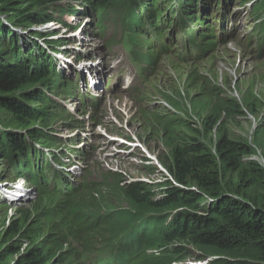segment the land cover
I'll return each mask as SVG.
<instances>
[{"label": "trees", "instance_id": "trees-1", "mask_svg": "<svg viewBox=\"0 0 264 264\" xmlns=\"http://www.w3.org/2000/svg\"><path fill=\"white\" fill-rule=\"evenodd\" d=\"M226 1L241 5L252 2L255 29L261 35V57L264 0ZM73 2L91 6L92 14H81L89 15L98 30L105 11L126 14L132 34L144 20L157 33L158 19L171 6L174 25L188 29L189 24L182 46L190 53L188 60L199 59L204 53V32L210 24L200 14L224 9V0H0V17L6 19L5 24L0 21V130H28L31 141L0 131L6 164L13 173L29 170L35 161L42 160L33 143L47 150L59 146V138L49 128L63 112L49 94L68 91L62 74L52 67L51 57L35 58L14 40L20 32L48 22L66 26L63 19L79 11L74 6L59 9L60 4ZM57 12L61 16L56 17ZM5 39L12 41L3 45ZM9 44L14 45V55ZM157 59L151 57L152 66ZM185 80L187 96L178 90L173 96L164 95L177 113L166 110L147 119L161 131L165 149L159 164L168 174L163 182L155 179L122 188L115 180L111 189L115 201L100 195L103 205L95 209L84 197L91 186L99 189L100 184L84 180L69 184L58 173L51 179L37 180L35 176L38 196L28 209L11 219L4 208L0 264H178L190 253L182 243L195 247L201 259L215 257L211 264H264V166L255 161L259 150L264 161V113H259L264 109V97L254 96V83L244 90L240 101L225 96L221 88L208 87L210 81L199 76L197 69ZM190 85H195L197 92L190 93ZM246 111L256 120L251 141L229 134V122ZM188 113L195 122L188 115L185 119ZM82 155L87 158L86 152ZM145 171L149 176L163 173L152 163ZM158 189L161 198L155 194ZM122 197L127 202L125 208L120 206ZM149 248L161 253L144 255Z\"/></svg>", "mask_w": 264, "mask_h": 264}, {"label": "rangeland", "instance_id": "rangeland-1", "mask_svg": "<svg viewBox=\"0 0 264 264\" xmlns=\"http://www.w3.org/2000/svg\"><path fill=\"white\" fill-rule=\"evenodd\" d=\"M82 3L83 2H79L75 4L73 2L71 5H63V3L60 4L61 8L59 9L67 10L69 9V6H74V8L79 11L74 18L67 17L66 19L63 16V21L65 20V23L68 25L67 32H65L61 27H58L57 24H55L52 29H45L47 27L41 25L29 31L25 30L20 32V35L23 36L20 37L19 35L14 42L20 43V46L23 49L22 51L29 53L38 59H47V56L50 57L47 52L49 49L60 51L57 52L60 56L57 55L52 58V64L55 66L58 64L57 71L63 72L65 78L67 79L70 78L73 80L74 70L80 67L83 63L89 64V62H92L97 65L95 71L98 72L97 76L100 81L95 80L98 86L94 92L92 91L91 85H89V90L92 95L102 94L101 102L107 110V114L106 118L102 120L101 128L94 129L91 125H89V129H93L91 132L97 136V133H100V136L102 137V139H100V143L108 149L105 153H97L96 149L97 146L100 145L99 141L88 138L84 140L86 145L84 151L87 152V171L84 173V177L86 178L85 182L88 184H100V190L97 186H91L84 199L90 200L91 202H88L90 206L97 209L100 206L99 204H102L101 196H106V200L113 199L115 201L114 197L116 194L111 191V189H114L113 184L115 183V180L121 181L122 177H124L119 173L121 171H125L126 174L134 180L140 178L145 181L157 179L162 180L163 182V179L168 176L163 167L160 165L161 163L159 160V157L163 156L165 149L161 138L159 137L161 131L159 132L156 126L153 127L152 123L147 121V119L152 114H160L163 112V108L168 109L167 106L161 103L165 102L164 95L173 96L174 92L178 90L180 95L187 96L184 81H186L185 79L187 76H190L192 68L204 73L199 76L205 77L210 81V85H208V87H218L217 85H219L218 88H221V90L224 91L225 96L232 97L237 101H240L244 97V90L250 83H254V96L258 99H263L264 58L258 60L256 53L253 52L248 45L249 38H252L253 41L256 38L255 31L252 29L255 25V19L249 6H237L233 9V11L239 10V12H241L236 24V28L238 30L237 42H231L230 47H219L214 54L208 56L206 59L193 66H191V63H182L179 61L177 56H183L182 53H177V56H174V44L176 42L177 44L175 47H178V45L182 42L183 36L182 34L177 35L174 40L173 37L175 35L171 24L167 23L165 28H168L170 31V34L167 37L170 51L166 54L160 53L156 66L151 70V68L149 69L147 63L137 65L133 62L128 54V51L123 48V43L125 42L123 39L124 29L128 27V24L124 23L125 18L122 17L121 12L107 11L104 13L99 23L100 27L103 29V33H99V35L94 37L93 34L96 29L95 23L90 20L88 24L84 25V19L79 16L81 13L92 14L90 8L91 6L87 3ZM55 16L59 17L61 16V13L57 12ZM0 21L2 24L6 23L4 16L0 17ZM229 21H231V19ZM81 28L83 29L80 30ZM146 28L147 30H150L149 27ZM41 35H46L47 37L51 35V39H43L40 37ZM57 37L59 40H63L56 44L57 46H46L44 48L41 45L42 41H53L52 39H56ZM136 37L137 39H140V35L138 33H136ZM109 39L116 41H113L115 43H113L111 47L107 46V41ZM156 39L157 38H153V33L150 31L149 39L144 38L142 40V44L145 47ZM5 40L6 42H3V45H7V41L10 39ZM62 43H65L66 45L64 47L60 46ZM154 46L156 47V50L160 49L157 43ZM41 48L44 49L45 53L40 50ZM9 49H12L14 55V45H12V48ZM142 50H144V48ZM149 53L152 54L151 52ZM82 56L85 57L80 59L77 63V59L79 57L82 58ZM88 57H92L93 61ZM146 59H149V57H146ZM112 60H114L113 66L111 65ZM35 62L36 60L34 59V63ZM139 67L146 68V72L143 77L139 76ZM205 72L212 76L213 81H211L209 75ZM106 83L110 84V86L106 87ZM78 84L82 87L81 92H85V84ZM190 88H192L189 91L190 93H193V91L197 92L195 85H190ZM131 89H133V91H131ZM56 92L59 93L61 90H56ZM74 98L78 99L76 95H74ZM61 99L62 97H58L55 102L61 105V102L59 101ZM139 99H141L140 103H138ZM182 102L185 103V100ZM81 109H83V107L82 105H79L76 110L80 111ZM259 113L263 114L264 109L259 111ZM253 118L254 116L247 111L244 116L234 118L233 121L229 122V134H231L234 138H247L251 141L254 125L256 124V120ZM62 121L70 124L73 122V118L60 115L55 118V121L49 128V131L57 134L59 137L63 134L61 133V130L63 132L64 129H66L69 132L67 128L63 127ZM86 125L87 123L83 121L81 123H77L76 127L81 130L82 127L86 128ZM0 131H6L10 134L15 132L18 135L20 133L17 129H3ZM22 131L23 138L26 141L31 142L30 136L29 138L26 136L28 131ZM71 131H73V129H71ZM61 139L63 143L61 145L68 143L66 142V138ZM2 142L3 138H1L0 135V181L2 182L7 180L9 182H13L12 175L14 174H11L12 172L6 164L4 156L6 149H2ZM130 142L140 146L141 150L146 153V155H150L151 162L155 164L158 167L157 170H160L159 172L162 171L164 175L163 173L158 174L156 172L153 176H149L145 173V166H141L145 163H141L139 159L133 160L135 163L129 161L128 159L130 154L136 155L137 153H140L145 156L142 151H135L133 148L128 147L127 144H130ZM124 146H127L130 149L126 152L128 154L127 157L118 153V150L122 149ZM36 149L40 152L42 151L41 147L40 149ZM255 161L264 166L261 150L257 151ZM110 170H119V172L116 174L112 173ZM46 174L48 176L51 175L50 172H46ZM7 191H9V189L5 191L6 196H3L0 193V224L4 217V208L7 207L8 217L11 219L17 218L20 212L24 209H28V206L31 205L30 203L35 201L38 196L35 192L34 184L26 189L24 194L25 198L17 199L13 202H8L7 199L9 197L7 195ZM161 192V189H158L155 194H159V198H161ZM115 205L117 204L115 203ZM120 206L122 208L127 207V202H125L123 197L122 202H120ZM181 246L185 249V251L187 250L186 253H190L189 258L179 262L178 264H211L216 260L215 257L201 259L200 255L196 253L195 247L190 244L182 243Z\"/></svg>", "mask_w": 264, "mask_h": 264}, {"label": "clouds", "instance_id": "clouds-1", "mask_svg": "<svg viewBox=\"0 0 264 264\" xmlns=\"http://www.w3.org/2000/svg\"><path fill=\"white\" fill-rule=\"evenodd\" d=\"M252 3V2H251ZM251 3L250 4H248V6L251 8V12H252V14H253V10H252V5H251ZM224 8L226 9V10H228V13H229V15H237V14H239V15H241V12H239V10H237V11H233V9H229V6H228V4H227V2L226 1H224ZM170 9H172L171 8V6H169V8L167 7V10L163 13V17L164 16H166V17H168V16H170V15H172L171 13H170ZM230 10V11H229ZM107 11H105L104 13H106ZM78 13H76V14H73V15H70V16H68L69 18H74L76 15H77ZM182 17H185L184 16V14L182 13V11L179 13ZM206 14V13H205ZM205 14L204 15H202V14H200L202 17H205L207 20L209 19V15H207V16H205ZM81 18H83V16L84 15H79ZM88 17H89V15H87ZM253 16H254V14H253ZM255 17V16H254ZM238 19V18H237ZM237 19H233V21H237ZM255 19V18H254ZM172 20H176V16H174V18H172ZM86 21V20H85ZM168 21V20H167ZM88 22H90V21H86V22H84V25H86V24H88ZM55 24H57L56 22H54V21H52V22H48V23H45V24H42L44 27H46V26H50L51 28H48V29H52L53 27H54V25ZM255 24H256V20H255ZM61 25H58V27H60ZM187 26H188V29H189V24H187ZM83 28H81L80 30H82ZM165 32H166V34H167V31L165 30ZM96 33V32H95ZM93 34V36L95 37L96 36V34ZM232 33H233V31H230V33H214L213 35H211L210 37H208V38H206L205 37V41H204V45H203V55H202V57L201 58H199V59H192V60H185V61H180V62H182V63H191V66H193V65H196L197 63H199V62H201V61H203L204 59H206L208 56H211L212 54H214L215 53V51L216 50H218L219 49V47H230L231 46V42H237V40L236 39H234V37H233V35H232ZM235 33V35H237L238 36V30H236V32H234ZM204 34H205V32H204ZM50 36L51 35H49L47 38H50ZM257 36V33L255 32V37ZM249 39H251V38H249ZM44 41H46V40H44ZM60 41H62V40H60ZM239 41H242V40H239ZM73 43V42H72ZM51 46H57V45H52V44H50ZM62 45H64V44H62ZM62 45H60V46H62ZM66 45V44H65ZM248 45H249V47L252 49V51L253 52H255L256 53V55H257V59L258 60H260V59H262V58H264V55H262L261 57H259V47H260V43H259V47L257 48V47H255V45L254 44H252L250 41L248 42ZM43 47L45 48L46 46H44L43 45ZM42 49V48H41ZM42 51L45 53V51H44V49H42ZM150 51L149 50H145L144 52H142L141 54H140V56H136L139 60H141V61H143V63H147V65H148V67H149V69L151 68V70L152 69H154V67L156 66V64H157V62H156V64L154 65V66H152L151 65V63H150V60H151V57H159V55L160 54H157V55H155L154 53H152V54H150L149 53ZM83 57H85V56H82V58L81 57H79L78 59H77V62L78 61H80V59H83ZM146 57H149V59H146ZM52 58V57H51ZM93 59V58H92ZM158 60V59H157ZM86 65V63H83L81 66L82 67H84L85 65ZM52 67H55L56 68V73L58 74V73H60V74H62V77L64 78V81H66V85H67V87H68V91H69V89H70V87H69V84H68V79L67 78H65V76H64V74H63V72H59V71H57V68H58V64L55 66V65H53ZM90 69V68H89ZM193 69H195V68H192V70ZM76 70H77V68L74 70V75H76ZM86 72V71H85ZM198 73H199V75H202V74H204V73H202V72H199L198 71ZM205 73H207V72H205ZM208 75H209V77H210V79H211V81H213V78H212V76L209 74V73H207ZM218 87H219V85H217ZM68 91H63L62 89H61V93L60 94H53V95H51V94H49L50 95V97L52 98L53 96H54V98L55 99H58V97H62L63 96V92L64 93H66V92H68ZM73 92L74 91H72L71 93H67L68 95H71V94H73ZM77 97H78V95H77V93L75 94ZM71 98H72V100L71 101H75V100H77V98H74V95H71ZM138 99V98H137ZM141 102V99H139L138 100V103H140ZM163 105H165V106H167L168 107V109L167 108H163L164 109V111H170V112H173V113H177L168 103H166V102H161ZM57 105V107L58 108H60L61 106H60V104H56ZM163 111V112H164ZM102 112H106L107 113V110L106 109H104V108H102V110H100V111H98L97 113H95V114H93L92 116H91V118H90V122H91V126H92V128H93V126H94V129L95 128H97V126H96V124H95V121L98 119V117H99V115L102 113ZM162 113V112H161ZM76 114L77 115H79V114H81V113H79V112H76ZM191 118V120L193 119V121L195 122L196 120H195V117L194 116H191V113H188V114H186V116H185V119H189V117ZM63 116L65 117V115L63 114ZM74 120V119H73ZM62 124H63V121H62ZM195 124V123H194ZM11 129H16V128H10V130ZM17 130H19L20 131V135H22V129H17ZM28 131V130H27ZM64 131H65V136L62 134L60 137L61 138H68V137H70L69 135H71L70 134V132H68L67 130H65L64 129ZM91 131H93V129L91 130ZM46 132H48V131H46ZM51 133V132H50ZM61 133H63L62 132V130H61ZM12 134H16L15 132H13ZM52 135L54 134V133H51ZM56 135V137H58L59 138V140H60V142H59V146L61 145V144H63L62 143V139L57 135V134H55ZM26 136L29 138V135H28V133H26ZM26 137V138H27ZM128 139V138H127ZM111 140V139H110ZM112 141V140H111ZM113 142V141H112ZM84 144H82V146H83ZM33 146H40L39 144H37V143H34L33 144ZM62 146V145H61ZM158 169V168H157ZM160 171V170H159Z\"/></svg>", "mask_w": 264, "mask_h": 264}, {"label": "bare ground", "instance_id": "bare-ground-1", "mask_svg": "<svg viewBox=\"0 0 264 264\" xmlns=\"http://www.w3.org/2000/svg\"><path fill=\"white\" fill-rule=\"evenodd\" d=\"M86 3V2H85ZM138 3V2H137ZM134 13V12H133ZM154 17V16H153ZM62 19V18H61ZM92 18L91 17H86V21H90ZM144 22H148V21H143V24H144ZM208 23V22H207ZM143 24H141V27H139L140 28V30H143L144 29V26H142ZM149 25H150V23H149ZM47 28H45V29H48V28H51L50 26L48 27V26H46ZM207 27V26H206ZM44 28V27H43ZM45 31V30H44ZM53 31H55V30H53ZM245 39V38H244ZM203 53V52H202ZM203 55V54H202ZM80 56V55H79ZM260 56V55H259ZM85 65V64H84ZM94 67H91L90 68V70L92 71V72H94ZM93 79H95V80H97L98 78L97 77H94ZM78 80L81 82V83H83L84 81L81 79V78H78ZM95 85V84H94ZM183 86V85H182ZM189 88V87H188ZM115 92V91H114ZM254 119V118H253ZM39 124V123H38ZM63 127H65V128H67V129H70V126L69 125H64ZM66 130V129H65ZM72 136H78L77 135V133L76 132H73V133H70ZM63 135L65 136V131H63ZM53 136H55L56 137V135L55 134H53ZM95 139V140H97L96 138H94V136H87L85 139ZM84 139V140H85ZM105 140V139H104ZM97 142V141H96ZM128 142H129V140H128ZM87 144V143H86ZM89 144H91V143H89ZM127 144V143H126ZM94 145H96V144H94ZM128 145V147H130V148H133V150H137V151H142L141 150V147L140 146H138L137 144L135 145V144H132L131 142H130V144H127ZM83 147V149H85V147L86 146H82ZM127 146H124V147H122V149L123 150H125V152H128L130 149L128 148ZM107 147L106 146H97V153L98 152H100V153H105L106 151H107ZM118 149V148H117ZM127 149V150H126ZM116 150V149H115ZM86 152V151H85ZM143 152V151H142ZM96 153V154H97ZM144 153V152H143ZM86 154H87V152H86ZM145 154V156L144 155H141L140 153H137L136 155H133V154H130V156H129V161H131V162H133V163H135L133 160H137V159H139L140 161H141V163H145L144 165H141V166H147L148 164H149V161H150V159H151V157H150V155H146V153H144ZM112 173H118L119 172V170H117V171H112V170H110ZM121 175H123L124 177H122V180L121 181H119V186L120 187H122V188H126L127 186H129V185H131V184H133V183H137V182H140V183H145V180H143L142 178H140V179H137V180H134V179H132V178H130V176H128L127 174H126V172L125 171H121V172H119ZM146 173V172H145ZM8 176V175H7ZM125 178V179H124ZM5 179V178H4ZM3 179V180H4ZM63 183V182H62ZM64 184V183H63ZM74 186V185H73ZM83 186V185H82ZM88 186V185H87ZM81 189V188H80ZM0 193L4 196V190H2V189H0ZM29 193H32V192H29ZM25 194V192L23 193V195ZM20 215V214H19ZM151 252L153 253V252H155V249H153V250H151ZM187 258V257H186ZM195 260V259H194Z\"/></svg>", "mask_w": 264, "mask_h": 264}, {"label": "built area", "instance_id": "built-area-1", "mask_svg": "<svg viewBox=\"0 0 264 264\" xmlns=\"http://www.w3.org/2000/svg\"><path fill=\"white\" fill-rule=\"evenodd\" d=\"M152 162H151V160L149 161V164H151ZM153 164V163H152ZM153 165H155V164H153ZM156 166V165H155ZM157 167V166H156ZM158 168V167H157ZM162 172V171H161ZM167 174V173H166ZM168 175V174H167ZM153 176V175H152ZM152 180H155V179H152ZM149 181H151V180H149ZM149 181H145V182H149Z\"/></svg>", "mask_w": 264, "mask_h": 264}]
</instances>
